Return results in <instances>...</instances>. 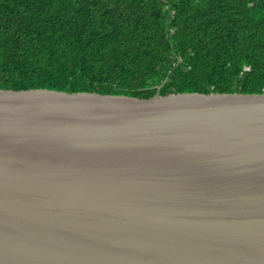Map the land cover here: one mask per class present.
Instances as JSON below:
<instances>
[{
	"label": "water",
	"instance_id": "95a60500",
	"mask_svg": "<svg viewBox=\"0 0 264 264\" xmlns=\"http://www.w3.org/2000/svg\"><path fill=\"white\" fill-rule=\"evenodd\" d=\"M0 264H264V93L0 89Z\"/></svg>",
	"mask_w": 264,
	"mask_h": 264
},
{
	"label": "trees",
	"instance_id": "16d2710c",
	"mask_svg": "<svg viewBox=\"0 0 264 264\" xmlns=\"http://www.w3.org/2000/svg\"><path fill=\"white\" fill-rule=\"evenodd\" d=\"M264 93V0H0V89Z\"/></svg>",
	"mask_w": 264,
	"mask_h": 264
}]
</instances>
